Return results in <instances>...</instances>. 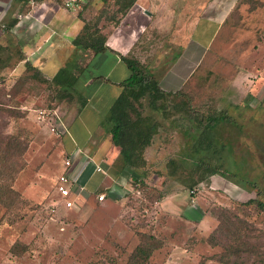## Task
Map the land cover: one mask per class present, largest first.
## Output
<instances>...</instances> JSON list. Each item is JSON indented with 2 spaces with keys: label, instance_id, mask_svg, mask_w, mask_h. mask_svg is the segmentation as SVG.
Returning a JSON list of instances; mask_svg holds the SVG:
<instances>
[{
  "label": "rangeland",
  "instance_id": "1",
  "mask_svg": "<svg viewBox=\"0 0 264 264\" xmlns=\"http://www.w3.org/2000/svg\"><path fill=\"white\" fill-rule=\"evenodd\" d=\"M28 1L16 7L5 0L4 13L0 7V264H223L218 256L235 264H264V205L242 204L248 198L264 204V0H163L161 12L147 20L135 17V10L120 11L117 0H87L77 10L64 8L61 0H44L45 9ZM188 5L198 13L185 16ZM32 9L24 21L41 10H57L71 32L85 25L107 40L120 36L126 44L133 38L127 54L136 53L143 65L154 55L166 64L191 37L184 65L197 57L199 62L176 91L188 97L192 114L223 110L235 125L220 123L202 134L188 114L172 109L174 102H184L182 96L158 100L165 105L162 111L150 109L143 98L137 110L156 123V130L142 151L138 174L125 168L117 184L108 177L101 184L94 174L86 190L108 198L96 203L93 197L81 206V193L72 188L77 201L63 208L54 186L68 156L61 150L58 123L60 114L71 116L80 104L75 93L60 99L50 79L37 77L24 63L14 70L22 55L6 26L12 19L23 22ZM181 10L187 13L177 15ZM87 71L85 78L100 73L94 64ZM78 87L89 99L67 125L64 137L74 147L89 146L95 123L102 120L100 107L114 99L112 87L94 90L81 79ZM99 97L97 105L92 99ZM109 161L107 172L113 174L117 157ZM203 163L227 171L220 177L229 187L221 186L226 181L218 184V174ZM107 184L115 186L113 191L102 190Z\"/></svg>",
  "mask_w": 264,
  "mask_h": 264
},
{
  "label": "crops",
  "instance_id": "2",
  "mask_svg": "<svg viewBox=\"0 0 264 264\" xmlns=\"http://www.w3.org/2000/svg\"><path fill=\"white\" fill-rule=\"evenodd\" d=\"M0 1L2 3V6L0 5V7H2V11L4 13L8 7V3L5 2V0ZM41 1L42 0H37L36 3H40ZM159 1L160 4H155L150 0H135L133 4L128 8V10H135V17L138 16L139 19L147 20L149 19V16L152 18L153 16H157L158 13L161 12V2H163V0ZM12 2L16 5V7H21V5L23 6V4H27L29 1L27 3H23L21 0H12ZM47 4L49 5V3L45 2V6L38 7H41L40 9H45L46 6L49 7ZM197 5L198 3L194 4L195 7H197ZM188 7L190 8V10L187 15H185L187 11L182 10L179 11L177 15H183V13H185V16L192 17L194 14L196 15L198 13L197 9L193 10L191 5H188ZM58 9H60V7H58L57 10ZM57 10H53L50 14H47L46 10H41V13L37 15L34 20L24 21L25 19H29V17L33 14L34 9H32L22 17L23 22L22 20H16L14 25L7 28V30H9L10 32L9 35L13 37L22 55L17 61L14 70L22 68L23 63H27L29 65V68L32 69L37 77L42 76L46 79H50L59 68H71L70 66H73V72H76L77 69H80V73L78 74L76 79L77 87L78 83H80V79L82 81V85H94V90L100 86L106 88L112 87L115 98L120 90L117 84L128 75V70L120 60V56L122 55L131 57L127 54V50H129V47L134 43V39H131V37L127 38L128 40H126V44L122 42L120 36L113 37L109 40L106 39V50L98 53H93L91 51L90 55H87V53H85V51L87 50H82L83 52H81L80 49L71 44V39L78 32L77 28H75V32H71V24H68V27L64 24H61V17L56 14ZM164 14L166 13L163 12L162 15ZM167 14L169 21H173L172 18L175 15L174 10H167ZM188 20L190 22H193L192 19ZM211 20L213 21L214 19ZM190 38L187 40L188 44H186V47H182L181 44L179 47L180 52L177 51L175 53H172V60L168 61L166 64L164 63V60H161L160 56L156 55L152 56L150 65L144 64L150 71L152 76L157 80L158 85L162 90H179L184 85L185 81L193 72V70L196 68L197 63L199 62V57H197L193 63L184 65L185 63L189 62L188 57L190 55V49H188V45L191 42ZM174 43L175 42H171V47H173ZM124 48H126V50H124ZM131 53L132 51L129 52V54ZM133 55L134 57L132 58H137L136 60L142 64V60L136 56V53L133 52ZM81 60H83L84 63L82 65H79V61ZM92 63L100 73L98 75H91L90 78L83 77L86 72H89L87 71V69L90 65H93ZM176 77L178 78L177 84L172 85V80ZM165 81H170L171 84ZM79 88L80 87H78V92L85 99L83 104L80 105V108L71 116H66L64 118V116L60 114V117L62 119H60V122L57 123L61 128L62 133L61 137L59 136L61 138L59 140L60 144L62 145L61 150L62 152H67V156L68 158H70V166L67 170V176L70 180L73 181V188L76 190L78 189L79 193H81L80 198L78 199V201L76 198V201L82 206L88 204L91 198L93 200L94 191L90 192L86 190V185L87 182L92 179V176L94 174L101 177V184L106 177L112 180L113 184L114 182H116L115 184H117L119 180L123 179V174L121 172L119 175L114 176L112 172H110L109 174L107 172V168L110 167L108 164L110 163L109 158L112 157V159H115V157H117L118 148L111 144L109 135L105 133L103 128H101L100 126L101 121L95 123L94 140L89 143V146L81 145L80 147H74L70 141L65 140L66 137H64V135H66L67 125H71L76 117H79V115L77 116V113L80 111V109L86 107L87 99H89V97H85L84 91H81L82 88H80V90ZM94 90L91 92L95 93ZM113 100L114 99H112V101ZM92 101H95L97 105L102 104V100L100 97L92 99ZM111 103H109L108 105L104 104L100 107V110H103L102 117L105 115ZM80 123L83 127H86V121L82 120V122ZM101 135L105 136L100 137ZM112 149H116V152L114 151V155L110 157L108 155L111 153ZM95 159H97L98 161H96ZM96 165H99L104 170L105 174H101L100 172L95 171L94 169ZM216 177L219 181L218 184H221V181H226V184H221V186H224L226 188L229 187L228 185L230 182L221 178L220 175H216L215 178ZM113 187L115 186L111 185L110 189V186H108L107 184L102 190H108L109 188V191H113ZM109 193L110 192H108V194ZM106 197L108 198L107 195ZM109 199L113 200L114 198L109 197ZM105 200L106 199H104L103 201ZM103 201L95 202L102 203Z\"/></svg>",
  "mask_w": 264,
  "mask_h": 264
},
{
  "label": "trees",
  "instance_id": "3",
  "mask_svg": "<svg viewBox=\"0 0 264 264\" xmlns=\"http://www.w3.org/2000/svg\"><path fill=\"white\" fill-rule=\"evenodd\" d=\"M21 1L23 3L28 2V0ZM134 1L135 0H117L119 10L124 11L128 9ZM15 22L16 19H12L6 27H11ZM105 41L106 38L102 33L97 30L89 31L85 25H83L82 31L71 39V44L79 49L98 53L107 49ZM120 60L128 70V75L117 84L120 88L119 93L112 101L105 115L101 118L103 130L109 135L111 144L118 148V165L113 171L114 176L119 175L125 168H128L136 175L138 174L137 168L144 164L142 151L155 132L156 123L150 117L142 116L138 112L137 106L139 105V101L143 98L147 99V105L150 109L162 111L165 105L163 102L158 104V100L164 101L167 96H182L184 102H174L172 109L174 112L182 111L188 114L189 118L195 121L196 127L202 129V134L212 131L220 123L235 125L234 118L223 110L214 115H202L196 112L192 114L187 103L188 97L185 94L183 95L179 91L162 90L147 67L136 59L121 55ZM25 64L29 67L27 63ZM70 67L71 68H59L50 78L49 83L57 88L58 97L60 99H68L72 93H75L79 104L82 105L84 99L81 97L78 92V87L76 86V79L80 73V69L73 72V66ZM222 147L223 145H221L218 151H220ZM203 164L211 174L215 173L222 177L228 176V172L222 170L219 166L209 167L205 163ZM135 175H132V179H136ZM246 183L251 184L252 187L255 188L254 183ZM256 195H261L258 189ZM262 195L264 194L262 193ZM251 203H255V205L260 208L264 205L262 201L254 198H248L242 204L248 205ZM215 260L223 264H235V262H231L226 256H218Z\"/></svg>",
  "mask_w": 264,
  "mask_h": 264
},
{
  "label": "built area",
  "instance_id": "4",
  "mask_svg": "<svg viewBox=\"0 0 264 264\" xmlns=\"http://www.w3.org/2000/svg\"><path fill=\"white\" fill-rule=\"evenodd\" d=\"M52 1L56 3L57 0ZM86 1L87 0H61V4L68 10H77L80 9L86 3ZM30 3L32 5L33 1H30ZM34 5L45 6V1L42 0L40 3L34 2ZM31 7H33V5ZM53 115L57 117L55 112H53ZM69 166L70 160L69 158H65L62 164V171L57 177L56 184L54 186V190L56 191L63 208H70L73 205V201L76 199L77 195V193L72 190V180H70L67 176V170ZM94 170L100 172L101 174H105L104 170L99 165H96ZM94 197L96 202H101L104 200L105 194L103 192H97Z\"/></svg>",
  "mask_w": 264,
  "mask_h": 264
}]
</instances>
